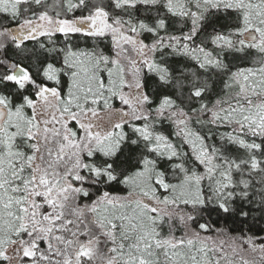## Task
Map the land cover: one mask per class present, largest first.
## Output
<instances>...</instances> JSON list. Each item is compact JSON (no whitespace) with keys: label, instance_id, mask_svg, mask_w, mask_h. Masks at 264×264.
I'll return each mask as SVG.
<instances>
[{"label":"snow or ice","instance_id":"6c2138e0","mask_svg":"<svg viewBox=\"0 0 264 264\" xmlns=\"http://www.w3.org/2000/svg\"><path fill=\"white\" fill-rule=\"evenodd\" d=\"M0 17V264H264V0Z\"/></svg>","mask_w":264,"mask_h":264},{"label":"trees","instance_id":"16d2710c","mask_svg":"<svg viewBox=\"0 0 264 264\" xmlns=\"http://www.w3.org/2000/svg\"><path fill=\"white\" fill-rule=\"evenodd\" d=\"M221 22H223V21H221ZM11 25L12 24L9 23V21L7 20L6 17H0V26H11ZM146 39H148V38H146ZM57 41H59V40L57 39ZM91 44H92V41L89 40L87 42V46H90ZM79 45L81 47L86 46L85 42L82 41V40L79 41ZM28 47L31 48L32 44L29 43ZM2 51L3 50H0V52H2ZM6 55L9 56V57L16 56V53H15L14 49L11 46L8 47ZM17 58H19V57H17ZM250 59L251 58H249L248 60H244V59L239 58V57H236V58L229 57L230 62L233 65H237V66H247V64L250 62ZM173 63H174V66H176V67H187L189 70H193V66L192 65L185 66L183 64L182 60H176ZM148 85L149 86H153V81L149 80L148 81ZM119 106L120 105L117 102L116 103V107H119ZM160 130L164 131L166 134H170L171 131H172L171 128L168 127V126H165V127L161 128ZM221 131H223V130H221ZM210 143H211V141H210ZM252 215L259 216L260 213L258 211H254V212H252ZM211 219H212V222H213V231L207 233V235L215 236L216 235V232H215L216 228H223L225 230H230L233 234H236L240 230V228L242 227L241 225H239L238 222L234 223L231 219H228V220H225L224 218L217 219L215 214H213ZM261 226H264V224H262Z\"/></svg>","mask_w":264,"mask_h":264},{"label":"flooded vegetation","instance_id":"af4514ba","mask_svg":"<svg viewBox=\"0 0 264 264\" xmlns=\"http://www.w3.org/2000/svg\"><path fill=\"white\" fill-rule=\"evenodd\" d=\"M11 26H14V25H11ZM58 40H61L62 39V37H60V36H57L56 37ZM30 43V42H29ZM31 44V43H30Z\"/></svg>","mask_w":264,"mask_h":264}]
</instances>
